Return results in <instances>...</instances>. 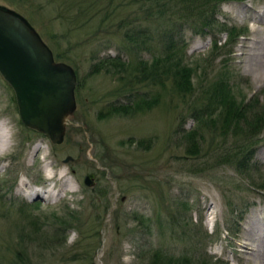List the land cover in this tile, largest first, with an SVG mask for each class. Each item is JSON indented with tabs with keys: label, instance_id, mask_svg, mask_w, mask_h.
I'll list each match as a JSON object with an SVG mask.
<instances>
[{
	"label": "rangeland",
	"instance_id": "374dc122",
	"mask_svg": "<svg viewBox=\"0 0 264 264\" xmlns=\"http://www.w3.org/2000/svg\"><path fill=\"white\" fill-rule=\"evenodd\" d=\"M144 1L0 0L78 79L54 142L24 124L0 72V129L11 138L0 145V264H154L157 252L168 258L159 264L255 263L242 243L264 224V129L224 134L209 124L221 106L208 96L223 85L264 109V0H227L217 30L177 34L194 73L188 93L147 75L168 38ZM146 96L158 98L110 109Z\"/></svg>",
	"mask_w": 264,
	"mask_h": 264
},
{
	"label": "water",
	"instance_id": "95a60500",
	"mask_svg": "<svg viewBox=\"0 0 264 264\" xmlns=\"http://www.w3.org/2000/svg\"><path fill=\"white\" fill-rule=\"evenodd\" d=\"M0 72L16 94L22 121L61 142L66 118L77 107L75 70L54 58L52 49L27 19L0 7ZM69 156L66 161L71 160ZM94 173L85 180L94 185Z\"/></svg>",
	"mask_w": 264,
	"mask_h": 264
},
{
	"label": "trees",
	"instance_id": "16d2710c",
	"mask_svg": "<svg viewBox=\"0 0 264 264\" xmlns=\"http://www.w3.org/2000/svg\"><path fill=\"white\" fill-rule=\"evenodd\" d=\"M144 1V0H143ZM146 1H152L150 8L146 7ZM227 0H145L144 8L151 10V16L158 23L159 31L162 32L163 39L167 36L168 41L165 43L162 55L153 59V71L147 73L153 76L152 80L165 84L167 80H172L174 89H181L183 93H188L194 89V83L191 80L192 68L184 63L183 46L185 42L177 40L176 36L186 28H191L195 33L207 34L217 30L216 15L220 6ZM155 11V13H154ZM232 33V32H231ZM232 35V34H231ZM219 40L216 41L218 43ZM119 64H124L123 60L118 57ZM118 65V64H116ZM147 67V61H141L140 69ZM144 73V71H143ZM76 90V89H75ZM209 94V93H208ZM142 96V95H141ZM147 97V96H146ZM208 104L221 106L219 116L212 119L209 124L215 123L217 127L222 128L224 134L232 132L235 135H254L257 130L264 129V109L254 110L252 103L239 105L235 97H231L224 90L223 85L216 86L209 94ZM158 98V97H157ZM157 98L140 97L135 101H131L128 106L123 107L112 105L111 110H131L136 105L151 104ZM130 102V101H129ZM217 112V111H215ZM250 112L251 114H249ZM206 118L204 114L201 118ZM218 124V125H217ZM254 133V134H253ZM196 150L198 149L195 147ZM194 148V150H195ZM159 261L164 263L168 258H164L160 253ZM156 259L154 264H159Z\"/></svg>",
	"mask_w": 264,
	"mask_h": 264
},
{
	"label": "bare ground",
	"instance_id": "6f19581e",
	"mask_svg": "<svg viewBox=\"0 0 264 264\" xmlns=\"http://www.w3.org/2000/svg\"><path fill=\"white\" fill-rule=\"evenodd\" d=\"M253 41L256 44L261 43V41H259L258 39H253ZM254 48L258 49L259 45H255ZM256 53L262 54V52H259V51L258 52L256 51ZM2 129H4V127L1 126V129H0V145H3V144L5 145V143H8L10 145V142H11L10 132L6 131V130L2 131ZM5 129H7V128H5ZM36 147H37V149L42 148L40 143H38ZM52 174L48 173V176L51 179H54L53 178L54 176ZM61 176L64 177L65 173L61 174ZM247 230H248V233H247L248 236L246 237L245 241L242 243L243 249L249 255L251 254V257H252V255L256 256L253 259L255 262L254 264H264V256H263V254H264V224H262V226L258 230L253 229V228H249ZM261 254H262V256H261Z\"/></svg>",
	"mask_w": 264,
	"mask_h": 264
}]
</instances>
